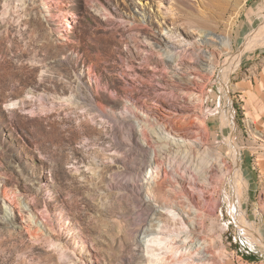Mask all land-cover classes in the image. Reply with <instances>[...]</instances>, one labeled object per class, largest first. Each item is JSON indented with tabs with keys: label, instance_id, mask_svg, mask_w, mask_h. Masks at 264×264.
<instances>
[{
	"label": "rangeland",
	"instance_id": "374dc122",
	"mask_svg": "<svg viewBox=\"0 0 264 264\" xmlns=\"http://www.w3.org/2000/svg\"><path fill=\"white\" fill-rule=\"evenodd\" d=\"M241 1L242 11L236 0H0V264H212L196 250L204 224L189 225L184 198L172 211L159 206L176 181L156 186L137 118L121 117L130 96L157 143L172 145L163 157L178 178L205 180L208 162L223 157L236 168L234 141L244 181L229 175L205 226L219 230L218 264H264V46L229 80L234 52L218 60L221 38L234 37L237 54L244 32L264 25L255 24L264 0ZM187 48L205 52L200 67L217 61L202 102L200 90L182 92L201 80L199 51L170 56ZM195 108L210 138L192 149L179 127L160 124L163 115L202 122ZM139 205L156 209L141 227Z\"/></svg>",
	"mask_w": 264,
	"mask_h": 264
},
{
	"label": "bare ground",
	"instance_id": "6f19581e",
	"mask_svg": "<svg viewBox=\"0 0 264 264\" xmlns=\"http://www.w3.org/2000/svg\"><path fill=\"white\" fill-rule=\"evenodd\" d=\"M55 3L59 4L58 1ZM235 5H236V7L239 8V11H242L245 8L246 4H243L241 0H236ZM258 18L259 19L255 20V22H256L255 24H257L258 21L264 20V13H262ZM194 26H196V25H194ZM251 27L249 28L248 31L244 32L243 38L241 40V44L239 45L240 49L238 50L237 54L235 53L236 43H235L234 37H231L230 39L229 38H221V44L224 47L220 51V54H219L220 57L218 60H220L222 58V55L225 56L226 53L234 52L233 55L232 54L230 55V57H228L229 55L227 56L228 58L226 60L227 67L225 70V80H229L231 73H233L234 70L240 65L243 57L245 56V54L247 52H251L257 48L264 46V25L262 27L255 28L253 32H251ZM195 29L199 30V32L201 33L202 36L208 35L206 29L202 28L201 25L200 26L197 25ZM201 42H205L204 39ZM195 51H197V49L187 48V49H182L180 51L174 49L173 52L170 54V56L173 57L176 61H182L183 62L185 60V58L187 59V56L189 58L191 56L193 57L191 52L194 53ZM198 51H199V53L197 54V56L196 57L194 56L195 57L194 62L196 65H198L200 59L203 58V55H201V54L205 53L204 51L201 50V48H198ZM213 55H214V53H213ZM210 60H212V58H210ZM218 62H220V61H218ZM215 63H217L216 60H215ZM215 63L213 64V67L211 69L205 68L202 66L200 67V65H198L199 68H197V72H198L199 76L201 77V80H199V79L195 80L194 82H192V85H190V86L187 85L186 88L182 89V92L184 94L190 95V94H193L195 90H200L201 95H200L199 99H200V102H202V100H204V96L206 94L205 90L207 88L208 82L210 80H212V76L218 70V67L216 66L217 64H215ZM170 64H171L170 61H168L167 59H163L160 62V67H162V69L166 72L169 69ZM174 92L175 91H171V93L173 95L175 94ZM129 102H130V104L128 107L130 109L131 114L130 115L123 114V115H121V117L123 119H129L131 116H134L137 118L136 121L140 126V135L142 136L145 145H147L149 147V150H150L149 162L154 164L156 167L157 179L154 180L156 186L161 188L162 186L168 184V182L171 181V178L175 179V181H176L175 185L172 182L173 184L171 186L175 195L166 194L164 196V198H162L160 200L159 206L163 207L164 209H167L169 211H172L171 209H177L179 204L183 203L182 204L183 207L185 208V210H187V216L186 217H187V220L189 221V225L193 226V228H194V227H198L199 221H201L204 224L203 225L204 231L201 233L203 234V237H204L202 240H204L205 242L201 241L199 248L196 249L197 252L199 253L200 259L203 260L205 258H208L212 264H218V260H217L216 253H215L216 250H213L214 249L213 244L216 241L214 236L217 233H219V230H218V228L206 229L207 226H205V224L207 223V221L209 219L213 218V216L217 213V210H218L219 205L221 204V201H219L220 199H217L216 195H218V192H220L219 190H221L223 188V186L226 184L227 179H229V175H230V177H234V180L236 182L240 183V182L244 181V180H242L243 179L242 166H241L240 157L238 155L237 146L235 145V143L233 141V144H231V147H232L231 156L234 157L235 163L237 161V166H236L237 169L233 168L231 162H229L226 158L223 157L221 160H216L215 162H214V160H210L208 162L207 167L205 168L206 169V171H205L206 175L204 177L205 180L200 178L201 175L198 174L197 172L191 173L190 178L185 177L184 175H181L179 177L180 178L179 179L177 177L178 174L176 175L175 174L176 172L175 173L173 172V169L170 168V166L168 165V163L165 161V159L163 157L164 154H167L168 152H170L172 150V145L170 144L169 147L166 145L165 146L159 145L157 143L158 140L156 141L153 138L152 132L150 131V128L153 126V124L151 122H148V124L150 126L152 125L149 128L147 123H143L139 119V117H140L139 116V110H142V107H143L140 105L141 103L138 100L132 98L131 96L129 97ZM160 107L164 108V110H166V111H167V109H169L168 112L169 111L171 112L170 107L168 108L164 104L163 105L160 104ZM144 113H146V111ZM146 114L148 115V113H146ZM228 114H230L229 110H228V113L226 115L227 121H225L227 128H228V126L231 125V120H232V118L228 117ZM201 115H202V112L200 111V109L195 108L194 117L196 119L197 118L202 119V122L200 120L201 123L200 122L198 123L197 121L190 119L191 121L189 122V124L179 125V126L177 125V122H180V121H177L176 117H174L172 115H163L161 117V120L163 121V123H162V125L160 124V127L163 126L162 130H164V129L168 130L170 126H172L173 128L179 127L181 135L184 138V142L187 144V146L189 148L196 149L198 147V145L206 143V141L209 140V138H210L209 137L210 132H209V130L206 126V123H205L206 117H202ZM158 123H160V122L158 121ZM152 128H154V129L156 128L155 132H157V127L154 126ZM92 165L93 166L97 165V162L96 161L92 162ZM199 175H200V177H199ZM186 182L189 183L190 189H188V187H186V185H185ZM168 185H170V183ZM168 185H166V186H168ZM178 185H180V187L183 186V188L182 189L176 188V186H178ZM199 191H201L203 193L202 197H199L196 194V192H199ZM176 197L177 198L183 197L184 198L183 200H185V201H182V203L181 202L179 203L178 201H180V200L177 201ZM182 205H180V206H182ZM8 207L10 208V206H8ZM135 207H137V206H135ZM131 208H129V209H131ZM138 209H140V211H141L139 213V217L141 220L137 225H139L141 227V225H143V222H145L147 220V217H148L147 215L151 216L152 214H154L153 212H155L156 209L153 207L144 208V207H142V205H139ZM126 221H127L126 224L128 225V223L130 222V218L126 219ZM137 230L142 233L143 227L137 228ZM129 235H130V233H128L126 231H122L120 237L122 239H125ZM183 237H182V239H183ZM175 238L177 239V237H175ZM181 241H183V240H181ZM260 242L264 243L262 236H261ZM178 248H180V247L178 246ZM172 251H174V250H172ZM176 253H177V251H176ZM168 258L169 257L166 258V261ZM171 261H173V259ZM169 262H168V264H169ZM195 263L196 262L193 261L192 264H195Z\"/></svg>",
	"mask_w": 264,
	"mask_h": 264
}]
</instances>
